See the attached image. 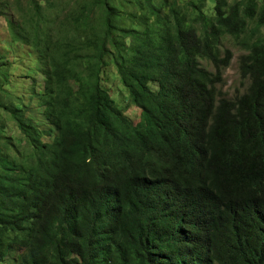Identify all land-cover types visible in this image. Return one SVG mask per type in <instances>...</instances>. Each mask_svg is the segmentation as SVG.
Listing matches in <instances>:
<instances>
[{
    "label": "trees",
    "instance_id": "1",
    "mask_svg": "<svg viewBox=\"0 0 264 264\" xmlns=\"http://www.w3.org/2000/svg\"><path fill=\"white\" fill-rule=\"evenodd\" d=\"M0 13L13 124L0 121V264L13 246L9 264H264L263 0H1ZM229 37L248 82L233 97ZM20 65L33 82L15 94ZM109 65L135 122L103 84Z\"/></svg>",
    "mask_w": 264,
    "mask_h": 264
},
{
    "label": "rangeland",
    "instance_id": "2",
    "mask_svg": "<svg viewBox=\"0 0 264 264\" xmlns=\"http://www.w3.org/2000/svg\"><path fill=\"white\" fill-rule=\"evenodd\" d=\"M207 6L210 10L213 6L212 2H208ZM5 18H6L5 13H0V47L1 46L4 47L3 40H5V37H7V34H8V28L6 26L7 21ZM224 44L225 46L231 47L233 49L234 56H233V59L230 65L224 70L222 89L223 91H225L228 97H233L238 92L244 91L245 86H247L248 82L245 80H241L240 75H239L238 59L242 51L234 45V42L230 37L226 39V42ZM112 72H116V69L114 66L109 65L103 73V78H104L103 84L106 87H108L110 93L116 99L121 109L124 111V115L128 116L135 122L136 120L139 119L137 118L139 109L129 102L125 88L122 87V84L120 83V80L118 79V77L114 78V75L112 74ZM25 74L26 75L31 74L30 72L27 71L25 66L22 69L20 65L18 70L14 71V74L12 75V79H10V83H11V87L14 86L16 90L15 94H18L20 92L19 89L21 91L28 89L30 84L33 82V79L30 76L29 77L26 76ZM36 80L39 82L43 81L41 72L37 75ZM9 85L10 84L5 85V87L9 88ZM66 86L68 89L73 88L71 83H67ZM36 88L37 90L41 89L38 85ZM25 96H27L25 98V107H24L26 111V115L30 116L31 119L35 121V123L40 128L46 127L48 125V121L45 119V116L43 115L41 105L38 103V101L34 99V97H30L29 94L26 93ZM9 116L10 115L8 111L6 110L3 111V109L0 108V121H2L3 124L6 125L7 129L10 128L11 125H13L12 122L9 120ZM7 131H8L7 135L16 141L17 139H16L15 130L13 129L11 131L9 130ZM14 145L15 146L11 147V151H9L13 156L16 155L17 149H20L21 151H25L23 148L25 145V142L22 139H21V142L19 143V146L16 143ZM1 146H2V143L0 142V147ZM16 156H20V154H17ZM19 254H20V250L16 246L11 247L9 251V257L5 260V264H9L11 260L17 257V255Z\"/></svg>",
    "mask_w": 264,
    "mask_h": 264
}]
</instances>
